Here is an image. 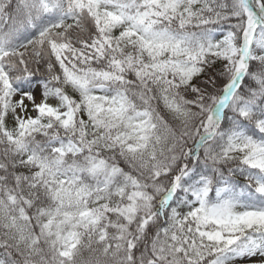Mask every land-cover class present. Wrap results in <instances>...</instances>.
I'll use <instances>...</instances> for the list:
<instances>
[{
    "label": "snow or ice",
    "instance_id": "6c2138e0",
    "mask_svg": "<svg viewBox=\"0 0 264 264\" xmlns=\"http://www.w3.org/2000/svg\"><path fill=\"white\" fill-rule=\"evenodd\" d=\"M0 264H264V0H0Z\"/></svg>",
    "mask_w": 264,
    "mask_h": 264
},
{
    "label": "trees",
    "instance_id": "16d2710c",
    "mask_svg": "<svg viewBox=\"0 0 264 264\" xmlns=\"http://www.w3.org/2000/svg\"><path fill=\"white\" fill-rule=\"evenodd\" d=\"M120 166L124 167V168H127V166L123 163V161H120ZM239 183L240 184H244L243 178H239Z\"/></svg>",
    "mask_w": 264,
    "mask_h": 264
},
{
    "label": "rangeland",
    "instance_id": "374dc122",
    "mask_svg": "<svg viewBox=\"0 0 264 264\" xmlns=\"http://www.w3.org/2000/svg\"><path fill=\"white\" fill-rule=\"evenodd\" d=\"M37 98L39 99V90L36 91Z\"/></svg>",
    "mask_w": 264,
    "mask_h": 264
}]
</instances>
